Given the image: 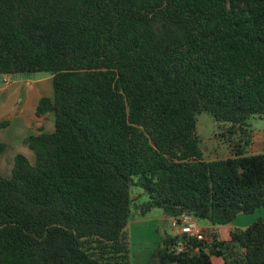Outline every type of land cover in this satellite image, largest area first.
I'll return each mask as SVG.
<instances>
[{
  "label": "trees",
  "instance_id": "16d2710c",
  "mask_svg": "<svg viewBox=\"0 0 264 264\" xmlns=\"http://www.w3.org/2000/svg\"><path fill=\"white\" fill-rule=\"evenodd\" d=\"M37 73L54 130L0 175V264H131L135 214L224 227L264 210V151H246L264 118V0H0V75ZM201 113L228 125V157L204 159ZM213 258L264 264V218L226 241L160 235L150 261Z\"/></svg>",
  "mask_w": 264,
  "mask_h": 264
},
{
  "label": "crops",
  "instance_id": "0c3cea01",
  "mask_svg": "<svg viewBox=\"0 0 264 264\" xmlns=\"http://www.w3.org/2000/svg\"><path fill=\"white\" fill-rule=\"evenodd\" d=\"M8 89L10 91L7 93ZM52 94V77L49 74L37 73L35 75H0V97H4V103L0 104V124L8 125L10 119L15 120L28 133L21 135L19 140H24L28 136H36L40 131L51 133L54 130L53 118L50 114L41 117L36 116V107L42 97H50ZM31 152V151H30ZM31 153H26V157L30 160ZM14 159V158H13ZM12 159V163H13ZM12 168V167H11ZM3 171V170H2ZM1 172V171H0ZM264 210L254 212L252 215H239L233 223L224 227L203 226L197 221L201 230V239L208 242L211 240L212 234H216L218 239L225 240L230 230L244 229L254 223ZM163 219L170 221L163 215ZM163 220L161 218L151 219L149 221H137L131 224V239L137 243L138 249H142L138 256L133 255V264H147L148 250L151 254L153 248H157L160 239V226ZM164 234H167L164 232ZM172 236L177 235L175 230H171ZM151 240V241H149ZM226 241V240H225ZM133 254V253H132ZM143 257L145 259L143 260ZM132 262V256H131ZM218 262V261H217ZM215 264H218V263ZM214 264V262H212Z\"/></svg>",
  "mask_w": 264,
  "mask_h": 264
},
{
  "label": "rangeland",
  "instance_id": "374dc122",
  "mask_svg": "<svg viewBox=\"0 0 264 264\" xmlns=\"http://www.w3.org/2000/svg\"><path fill=\"white\" fill-rule=\"evenodd\" d=\"M35 75V74H33ZM31 76V75H29ZM10 91L8 89L7 93ZM4 103V97H0V104ZM196 121V133L199 139L200 149L202 150L203 157L207 161H212L215 159H222L229 156V144L224 137V134L228 130V125H224L222 123H218L213 120L211 116L206 113H201L197 116ZM250 124V137H249V146L246 148L248 153H259L264 151V118H259L257 116L251 117L249 120ZM28 132L25 131L24 128L21 127L17 121H11L8 125H5L0 128V143H4L7 145L8 151L0 158V175L3 177H9L12 167V159L18 155H24L26 157V153H31L27 146L24 145L23 140H19L21 135H26ZM237 140L236 136L231 138V141ZM33 155H31L30 160L32 161ZM3 170V171H2ZM132 193H142V190L138 188H133L131 190ZM146 196L141 197V201H145ZM248 216V215H247ZM159 219L161 218L163 221L160 226H158L159 232L161 235L166 232L167 234H171V224L170 221L163 219V213L159 209H154L151 213L141 217L137 214L133 215L129 219L128 230H129V251H130V260L132 256L133 264V255H139V251L141 252V256H143L142 249H138V245L131 239V224L137 221H149L151 219ZM258 218H264L262 213ZM256 219V220H257ZM203 226H208L206 221H199ZM227 240V237L225 238ZM151 241V240H149ZM156 247L153 248L151 254L148 250L147 256V264H155V261H150L152 255L155 251ZM133 253V254H132ZM145 257H143V260ZM218 261V262H217ZM212 262L214 264L217 262L218 264H223L222 260L219 258H213Z\"/></svg>",
  "mask_w": 264,
  "mask_h": 264
},
{
  "label": "built area",
  "instance_id": "2783aa9c",
  "mask_svg": "<svg viewBox=\"0 0 264 264\" xmlns=\"http://www.w3.org/2000/svg\"><path fill=\"white\" fill-rule=\"evenodd\" d=\"M170 224L172 229L175 230L179 235L201 239V230L198 226L197 220L189 215L171 218ZM181 249L182 248H180V250Z\"/></svg>",
  "mask_w": 264,
  "mask_h": 264
}]
</instances>
